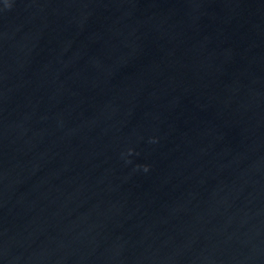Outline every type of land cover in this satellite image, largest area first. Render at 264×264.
Here are the masks:
<instances>
[{"label":"water","instance_id":"obj_1","mask_svg":"<svg viewBox=\"0 0 264 264\" xmlns=\"http://www.w3.org/2000/svg\"><path fill=\"white\" fill-rule=\"evenodd\" d=\"M0 264H264V0H0Z\"/></svg>","mask_w":264,"mask_h":264},{"label":"clouds","instance_id":"obj_2","mask_svg":"<svg viewBox=\"0 0 264 264\" xmlns=\"http://www.w3.org/2000/svg\"><path fill=\"white\" fill-rule=\"evenodd\" d=\"M5 2L7 3V0H5ZM152 142H155V140H153ZM131 153H132V149H129L128 154H131ZM144 171H148V166H146V165L144 166Z\"/></svg>","mask_w":264,"mask_h":264}]
</instances>
